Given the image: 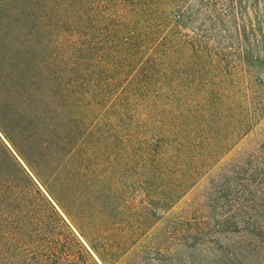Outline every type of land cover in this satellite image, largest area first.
Segmentation results:
<instances>
[{"label": "rangeland", "instance_id": "374dc122", "mask_svg": "<svg viewBox=\"0 0 264 264\" xmlns=\"http://www.w3.org/2000/svg\"><path fill=\"white\" fill-rule=\"evenodd\" d=\"M68 1L0 0L8 52L98 79L59 109L81 148L35 177L69 230L0 206V264H264L231 253L226 201L264 154V0Z\"/></svg>", "mask_w": 264, "mask_h": 264}, {"label": "trees", "instance_id": "16d2710c", "mask_svg": "<svg viewBox=\"0 0 264 264\" xmlns=\"http://www.w3.org/2000/svg\"><path fill=\"white\" fill-rule=\"evenodd\" d=\"M76 3L80 0H69L67 5ZM92 11L95 14L97 10ZM87 18L85 14V23L90 22ZM75 31L78 37L80 32ZM72 55L70 58L63 52L40 49L21 55L8 52L0 43V206H10L6 211L13 206L20 211L26 209L38 220L47 215L48 223L58 230H69V225L38 187L35 177L41 179L37 167L56 163V155L68 157L81 148L85 136L74 129L76 119H67L70 126L63 123L59 109L81 102L85 96H97L88 85L98 84L97 78H88L97 71L83 67L82 55ZM112 86L113 77L99 90ZM256 161L251 176L240 180L237 197L226 200L232 208L227 220L233 231L239 232L229 242L231 253L264 263V154ZM47 190L51 192L49 187ZM113 249L102 251L112 258Z\"/></svg>", "mask_w": 264, "mask_h": 264}]
</instances>
